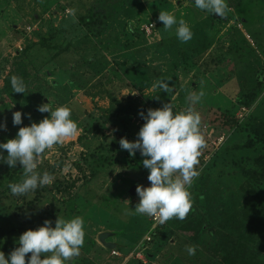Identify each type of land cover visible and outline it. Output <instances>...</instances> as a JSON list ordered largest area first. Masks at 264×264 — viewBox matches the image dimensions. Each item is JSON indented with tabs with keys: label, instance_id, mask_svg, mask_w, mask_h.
<instances>
[{
	"label": "rangeland",
	"instance_id": "374dc122",
	"mask_svg": "<svg viewBox=\"0 0 264 264\" xmlns=\"http://www.w3.org/2000/svg\"><path fill=\"white\" fill-rule=\"evenodd\" d=\"M226 2L233 11L221 19L195 0H0V143L50 117L38 111L50 101L68 106L79 128L42 157L37 170L53 174V183L26 196L8 188L22 180V166L0 162L6 258L26 230L80 216L85 242L68 264H264V177L255 173H264V148L246 146L251 127L264 125V0ZM160 11L183 18L193 38L181 43L175 26L165 31ZM13 75L25 93L12 92ZM157 81L174 91L153 87ZM201 90L194 107L206 147L193 207L185 220L160 225L134 214L149 170L119 141L138 139L140 111L171 102L182 111L188 92ZM15 111L21 125H13Z\"/></svg>",
	"mask_w": 264,
	"mask_h": 264
},
{
	"label": "clouds",
	"instance_id": "9594fccd",
	"mask_svg": "<svg viewBox=\"0 0 264 264\" xmlns=\"http://www.w3.org/2000/svg\"><path fill=\"white\" fill-rule=\"evenodd\" d=\"M195 6L221 19H226L233 11L226 0H195ZM71 14L75 15V10H71ZM158 20L162 22L165 31H171L175 26L176 37L181 43H187L193 38L194 34L183 18L177 21L173 13L160 11ZM10 84L13 93L27 91L20 76H11ZM153 87L166 93L174 91L168 81H157ZM203 96L202 90L198 93L188 92V106L179 112H174L172 102L164 103L161 108H149L146 115L140 111L139 115L145 123L138 132V139H120L121 149L133 157L139 151L145 157L142 161L144 168L149 170L147 179L150 186L136 187L139 202L134 214L154 218L158 224L163 225L172 219L183 221L190 213L193 207L190 189L200 175L197 166L206 147L201 115L194 107ZM38 111L50 113V117L43 118L39 123L32 122L30 126L19 127L15 138L0 143V149L7 152L6 156L0 153V162L10 168L17 164L22 166V180L8 185L14 196H26L37 188L52 184L53 174L37 170L42 157L47 150L63 145L79 132L77 122L71 119L72 112L68 106L53 109L50 101L39 105ZM12 116L13 125L22 124V112L15 111ZM28 118L31 119L30 114ZM0 129L6 130V122L0 123ZM84 242V219L80 216L67 219L58 216L55 227L51 220H45L35 230L23 232L17 241L19 246L7 258L0 251V264H68L80 255ZM185 250L190 256L196 254L195 245H185Z\"/></svg>",
	"mask_w": 264,
	"mask_h": 264
},
{
	"label": "trees",
	"instance_id": "16d2710c",
	"mask_svg": "<svg viewBox=\"0 0 264 264\" xmlns=\"http://www.w3.org/2000/svg\"><path fill=\"white\" fill-rule=\"evenodd\" d=\"M246 146L253 152L259 147L264 148V125L257 124L251 127ZM255 173L264 177V173H259L258 171ZM259 180L264 181V178H260ZM2 239H5L4 233L0 234V240Z\"/></svg>",
	"mask_w": 264,
	"mask_h": 264
},
{
	"label": "water",
	"instance_id": "95a60500",
	"mask_svg": "<svg viewBox=\"0 0 264 264\" xmlns=\"http://www.w3.org/2000/svg\"><path fill=\"white\" fill-rule=\"evenodd\" d=\"M110 238V235L108 234H103L100 236L101 241H103L104 243H106V245L108 246L109 249H115L117 247L116 244L114 243H107V240Z\"/></svg>",
	"mask_w": 264,
	"mask_h": 264
},
{
	"label": "built area",
	"instance_id": "2783aa9c",
	"mask_svg": "<svg viewBox=\"0 0 264 264\" xmlns=\"http://www.w3.org/2000/svg\"><path fill=\"white\" fill-rule=\"evenodd\" d=\"M115 254H117V253H115Z\"/></svg>",
	"mask_w": 264,
	"mask_h": 264
},
{
	"label": "crops",
	"instance_id": "0c3cea01",
	"mask_svg": "<svg viewBox=\"0 0 264 264\" xmlns=\"http://www.w3.org/2000/svg\"><path fill=\"white\" fill-rule=\"evenodd\" d=\"M115 244V243H114Z\"/></svg>",
	"mask_w": 264,
	"mask_h": 264
}]
</instances>
